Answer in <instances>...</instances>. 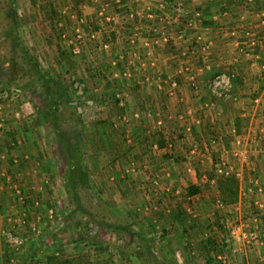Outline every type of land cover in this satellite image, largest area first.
Wrapping results in <instances>:
<instances>
[{
	"label": "crops",
	"instance_id": "0c3cea01",
	"mask_svg": "<svg viewBox=\"0 0 264 264\" xmlns=\"http://www.w3.org/2000/svg\"><path fill=\"white\" fill-rule=\"evenodd\" d=\"M124 1L126 6L116 10L117 13H115L116 16L113 20L115 27L108 29L106 33L114 31L120 37L119 45L128 43L130 32L134 30L138 32V39L133 45L129 44L128 47L122 45L118 50L123 53V59L119 61L118 67L121 70L126 69L128 72L132 69L134 78L131 80L130 75L128 80L133 81V83L128 84L123 81L117 88L127 94L125 99L127 113L137 111L140 113V118L121 127L124 144L122 143L123 148L120 151L114 150L117 140L114 141L112 133L116 132L107 127L112 114H101L98 116L99 118H95L94 115L84 116L85 121H96L91 124L90 130L86 132L89 138L98 137L100 139V146L102 147L100 152L109 153L108 158L115 162L119 161V158L125 160L124 163L116 165L115 170L106 173L110 181H115V179L117 181L123 178V175L132 174L134 184L139 185L137 184V180H139L143 183L141 186L146 183L151 186L152 180L158 176L163 184L170 186L178 183L186 185V187L184 193L179 190L181 193L178 194L180 202L178 203L183 209L182 212H180V207L178 208L173 204L165 205L164 208L161 207L164 202L161 201L163 196L160 194V197L156 198V202L158 200L162 202L161 206L158 205L159 210L155 206L152 207L153 210H149L150 215H146L142 219L146 222V228L137 225L136 232L134 231L132 234L135 237L134 243L121 248L130 250L136 247L140 251L137 254L133 253L132 257H127V262L131 260V264H209L210 258L214 257L212 263H215L220 249L222 253H227V245L226 247L222 246V242L217 240L215 236L207 238L203 232L209 228L207 227L208 223L206 224V218L216 224V220L214 219L215 222H213L214 220L211 219L214 218V213L209 215L208 212L214 205L215 209H218L217 204L221 203L217 184L220 179L226 177L217 175V167L225 164L232 168L235 173H239V176L234 174L229 176L237 180V199L233 204L225 205L227 207L224 210V218L246 220L249 222L250 228L254 226L264 227V208L262 211H258L254 205V201L257 200L264 206V194H249L246 191L251 183L264 186V83L250 81L249 76L254 74L257 76V70L252 68L254 67L252 63L243 64L241 67L232 61V56L239 55L236 45L244 43L243 40L247 41L246 37L239 34V32L242 33V28L253 30L259 27L264 34V17H261L264 15L260 11L264 8V0H251V2L247 0H183L186 2L185 5L189 7L191 16L195 10L199 11L202 16L201 22H194L191 27L186 26L184 18H176L166 8H159V4L169 2V0H152L149 2L152 12L160 15L165 14L167 18L162 24V28L168 30L171 35L169 42L161 45L146 44V39L150 36V28L156 24V20L143 18L142 20L129 21L124 16L126 9H132L133 6L144 11L145 2L141 1L134 5L131 0ZM90 4L92 5V3ZM80 5H76L74 8L80 9ZM93 5L98 6L99 4L93 3ZM87 11L93 13V9ZM224 11L226 12L225 15L223 14ZM107 13H114V10L109 9ZM185 28L190 30H185ZM95 31L96 29L94 30L96 34ZM232 31L237 32V35L232 36L230 34ZM102 33L101 36L104 39V32ZM87 34H91V31H88ZM100 34L96 37L97 39L101 38ZM207 43L210 47L208 52L203 54L201 47ZM118 45L116 44L117 47ZM260 46L255 54L258 52L264 61V42ZM181 53L187 54V58H182ZM134 55L137 57L134 58ZM225 58L227 60H224ZM91 60L93 61L92 58ZM223 61L229 62L228 67L222 65L224 64ZM183 62L188 63L194 70L199 90H192L185 74L180 73L178 78H174H177V87L174 93L169 95L167 93L169 85L165 80L172 78L171 76L176 73L179 74ZM206 62L211 67L210 70L205 69L204 63ZM102 63H100L101 66ZM97 65L98 63L89 62L90 67ZM74 66L73 62H69L65 68L72 71ZM230 69L237 72L234 83V99L231 101L223 100L218 103L210 96L207 98L203 86L210 77L209 74L215 71H229ZM168 72L173 75L168 74ZM6 87L8 88V86ZM3 94L6 96L0 95V121H6L5 127H7L10 126L9 123L13 118L7 113L8 107H10L7 105L9 94H6V90ZM254 100L258 102L256 103ZM9 101H12V97ZM72 104L76 107V102H72ZM115 107H117L116 103ZM117 110L120 109L117 107ZM116 116L115 113L113 116L115 121ZM187 128H189V132H187ZM9 130L12 129L5 128L0 132V202L3 200L7 205V208L3 207L4 209L0 206V264H37L34 260L35 252L32 253L34 254L33 257L26 256L22 250L20 254L14 252L15 255H13L11 251L15 249L9 246L4 237L5 231H12L5 225L7 220H3L4 215L9 214V210H13L15 199L21 201L23 205L28 201L24 199H29L25 196L20 200L16 194L12 195L13 198L8 196H11L9 192L11 189L15 191L16 186L21 189V195L24 193L22 184L19 182L25 177L28 179V173L25 169L29 168L30 163H25V159L29 154L30 156L33 155L24 153L22 150L24 142L21 146V142L15 141L12 137L13 132L11 133ZM127 131L132 139L131 144L128 145L124 140ZM20 134L24 137V133ZM110 137L112 141L109 140L108 142ZM93 141L95 142V139ZM192 145H196L197 148L194 154H190ZM117 146L119 145L117 144ZM91 151L88 148L89 154H92ZM179 158H181V163L175 164ZM34 159L39 160V155H36ZM92 160L90 158L89 162H93ZM93 163H91L93 168L100 167L96 162ZM175 165L180 166L181 174H173ZM82 169L87 175L88 182V172L83 167ZM12 174H18L15 177L19 182L11 181ZM250 174L251 176H249ZM24 184L28 186L26 183ZM201 184L211 186V189L207 190L206 193H200ZM191 185L199 187V192L190 196L186 194L185 190ZM212 186H215L214 200L216 201L214 204H210L212 194L208 193L210 190L212 191ZM174 193H178V191L176 190ZM155 195L153 193L147 196V199L155 197ZM184 203L188 205L184 206ZM137 210L140 212L138 208ZM130 211L133 218L136 215L139 216L138 212ZM175 212L181 214L180 222L171 220ZM25 216V220H29L32 219L30 216L33 215L30 214L28 218L27 215ZM163 218H167V222L173 224V230L169 229L172 231V235L173 232L176 233L175 227H177L176 230L183 236L179 239L178 244H170V239L163 238V235L167 234L165 228L169 224L163 225L164 228L154 225L156 222L158 224L159 220L157 219L162 221ZM254 219L255 222H253ZM162 223L164 222L162 221ZM216 229L215 226L210 228V231H213L214 234ZM157 232L159 237L153 236V233L157 234ZM207 241H213V244L209 245L206 243ZM215 250L219 251L214 252ZM224 250L226 251L224 252ZM242 250L241 253H246V251L248 254L252 253L254 259L251 257L245 263H239L238 261H231L229 258L228 264H264V244L262 246H244ZM156 253L163 255L155 257ZM116 263L119 262L116 261Z\"/></svg>",
	"mask_w": 264,
	"mask_h": 264
},
{
	"label": "rangeland",
	"instance_id": "374dc122",
	"mask_svg": "<svg viewBox=\"0 0 264 264\" xmlns=\"http://www.w3.org/2000/svg\"><path fill=\"white\" fill-rule=\"evenodd\" d=\"M174 1H182L184 4L185 11L181 18L191 20L193 14L197 10H195L191 16L189 7L185 5V1L169 0V2ZM90 3H92V5ZM72 4L73 2L71 0H0V95H5L3 94L5 90L6 94H9V97H7L8 102H5L10 106L8 107V116L10 114L13 118L9 123L10 126L7 127H5L6 121H2L0 132L5 128L12 129L9 131H11V133L13 132L12 137L15 141H20L21 146L24 142L22 148L24 153L33 154L31 156L29 154L30 157L28 156L25 159V163H30L29 168L26 166L27 169H25L28 173V179L25 177V179H20L21 181L19 182L15 177L18 174H12V177H10L11 181H18L19 184H22L24 193L18 198L22 200L26 196V198L30 200L24 199L28 201L23 205L21 201L15 199V207L12 208L13 210H9L11 214L7 213V215H4L3 220H7L5 225L15 232L13 237L16 236L22 241L15 250L11 251L12 254L14 252L20 254L22 250L24 252L23 254L26 256L33 257L34 254L32 253L35 252L36 256L34 260L37 264H48L46 260L48 257L56 259L54 264H60L66 259H70V261L75 262V264H131V260L127 262V257H132L133 253L137 254L140 251L137 250L136 247L130 250L124 248L134 243L133 239H135V237L132 236V234L137 230L135 229L137 225L146 228V222L142 219L146 217V215H150L149 210H153L152 207L155 206L157 210H159L158 205L161 206L162 202H164L161 206L163 208L165 205L170 204L181 208L178 194L181 192L184 193L186 185L175 183L169 186L170 192L165 193L160 188L155 189L152 185L151 188L147 183L141 186L143 183L142 181L139 182V180H137V184L140 186L134 184L132 174L129 176L123 175V178L117 181L116 179L115 181L109 180V176L106 173L115 170V166L124 163L125 160L119 158V161L115 162L108 158V156H110L109 153H106V151L100 152L102 148L100 146V139L98 137L89 138L86 132L90 130L91 124L96 121H85L84 116L94 115L96 116L95 118H99L98 116L101 114H112L111 120L107 123V127L112 129L111 131L116 132L112 133V137L114 141L117 140L119 146L116 144L114 150L120 151L123 148L122 126L119 124V126L115 128L117 131L113 130L114 123L117 122L113 116L116 113V118H118L120 112V110L118 111L117 107H115L113 97L116 92L120 91L126 99V92L118 90L117 87L122 84L123 81L132 84L133 81L131 80L134 76L131 69L129 72L131 80H128V78L124 80V78L121 77L115 78L111 62L117 60L120 56L119 53L121 50L118 51L119 48L122 45L128 47L129 44L123 43L118 45L120 37L117 36L114 31L112 33H106L108 29L115 27L114 23L113 21L104 23L103 18L97 14L98 8L96 9L97 6L93 5L92 0H84L80 5V9L71 7ZM49 7L55 8L58 13H66L56 25L57 28L62 30L61 42L55 40L54 32L51 30L52 25L43 15V13L50 15ZM88 9H93V13H88ZM115 13L116 11L114 10L111 16L115 17ZM50 18L51 17H49V19ZM92 23L96 24L94 40L89 39L87 34L88 31L94 34ZM11 25L15 27L12 32V35L17 38L15 45L12 44V38L10 37ZM75 29H80L85 36L81 53L77 57L73 56L67 47V40L72 38ZM102 32H104V39L103 36H101L103 34ZM99 33H101V38L97 39L96 37ZM252 33L258 38L262 37L264 39V34L259 27L254 28ZM239 34L242 33L239 32ZM109 35L110 37L113 36L112 40L109 39ZM262 38L257 41L255 46L247 48L250 57H244V59L239 57L235 65L241 66L246 63H252L254 65L252 68H256L257 70V76L256 74L249 76L251 78L250 81H261L264 83V70L260 69V67L264 65V61L258 52L256 55L259 56V59H254L253 57L256 51H258L257 48L261 47L260 45L264 42ZM104 41L111 44V49L109 51L104 52L100 49V43ZM243 42H246V40H243ZM57 45H60L66 52V58L57 54ZM236 48L238 50L237 52L242 49L240 45H236ZM23 52H27L28 56L36 61L40 66V68H38L39 73L41 70V73L46 76L48 82L55 80L60 85L65 86L67 90V97L71 104H60L58 106L57 116L59 119V131L69 135L71 138H78V141H76V160L89 175L86 186L81 187L78 183L71 195L67 192L63 175L66 168L63 145L58 143L54 127L50 124L51 121H43L37 114V108L43 105L40 95L43 78H40L39 81L33 72L30 71L28 73V71L26 72L23 70L26 66L28 67V65L24 64L25 59L23 57ZM232 57H237V55ZM224 60H227V58ZM69 62L75 64L72 71L65 68L66 64L68 65ZM89 62H95L98 63V65L90 67ZM229 62L223 61L222 63L224 64L222 65L228 67ZM100 63H102V66ZM118 64L119 62H116V69L120 68ZM21 67L22 69H20ZM232 67L234 68V66ZM81 68L83 69L81 70ZM120 71L121 68L119 72ZM170 73L171 72H168V74ZM213 73H210L209 76ZM235 73L237 75L236 71ZM10 75L14 76V80L10 81ZM178 76H180V73H176L171 77L178 78ZM75 80L86 86L85 96L82 98L75 97L72 90L71 84L72 81ZM7 81H9V83ZM6 86H8V88ZM131 91L133 92L134 90ZM130 94L132 95L131 92ZM205 96H207V98L210 96L211 99L216 101V99L212 98L207 92H205ZM10 97H12V101H9ZM250 97L252 98L253 96ZM86 100L92 103L86 105ZM72 102H76V107ZM219 102L221 101H218V103ZM77 107H80V113ZM13 111H15V113H13ZM20 133H24V137ZM93 139H95V142ZM109 140L112 141V138H108V142ZM91 143L92 145L90 146ZM88 148L92 150V154L87 152ZM103 153L106 154L103 155ZM36 155H39V160L34 159ZM90 158L100 167L93 168V164L95 163L89 162ZM181 158L177 159L175 164H180ZM173 168V174L177 175V173H180V166L175 165ZM207 172L210 173V171ZM124 176L126 177L124 178ZM249 176H251V174ZM24 183L28 186H25ZM19 184L17 183V185ZM16 188L21 192L19 186H16ZM200 189V193H206L207 190L211 189V186L201 184ZM176 190L178 193H174ZM214 190L215 186H212V191L210 190L208 192L212 194V196H210V204H214L216 201L214 200ZM9 193L11 196L9 195L8 197L12 198L16 194L12 189ZM153 193L156 194L155 197L147 199V196ZM160 194L163 196L162 198L164 201L161 200V202L158 200L156 202V198L160 197ZM187 205L188 204L184 203V206ZM0 206L2 208H7L3 200H1ZM223 206V209H215L214 205L208 212L209 215L214 213V218L211 219H215L216 224L206 218V224L208 223L207 227L209 228L203 233L207 235V238L209 236H215L217 240L222 242V246L226 247L229 238L223 221L227 218H224V210L227 206L224 204ZM130 210L134 213L138 212L139 216L136 215V217L133 218ZM182 211L183 209L181 208L180 212ZM30 214L33 216H30ZM25 215H27V218L30 216L32 219H26V221ZM154 216L157 217V215ZM157 220H159L158 224L156 222L154 225H159L161 228H164L163 225L169 224L167 218H163L162 221L164 223H162L160 219ZM215 220L213 222H215ZM93 222H100L104 226L103 234L99 236V239L89 238V235H92L95 230V223ZM113 226L122 227L124 230L113 231ZM172 226L173 224H169L168 227L165 228L167 234L163 235V238L170 239V244H178V242H180L179 239L183 238V236L176 230L177 227H175L176 233L173 232L172 235V231H169V229L173 230ZM215 226L217 229L213 234L210 228ZM220 227L222 230L219 229ZM153 236L159 237L158 232L157 234L153 233ZM243 250L241 247L239 254L230 256L231 261L245 263L251 257L254 259L253 254H248V251H246V253H241ZM218 251L219 250H215L214 252ZM225 251L226 250H224V252ZM171 253L173 252L171 251ZM220 253H222L221 249ZM161 255L163 254L156 253L154 256L161 257ZM154 256L153 258L155 259ZM226 256L228 257L227 254ZM214 258H210L211 260H209L208 263H211ZM116 261L119 263H116Z\"/></svg>",
	"mask_w": 264,
	"mask_h": 264
},
{
	"label": "built area",
	"instance_id": "2783aa9c",
	"mask_svg": "<svg viewBox=\"0 0 264 264\" xmlns=\"http://www.w3.org/2000/svg\"><path fill=\"white\" fill-rule=\"evenodd\" d=\"M133 4L137 5L141 1L145 2L146 7L144 11H140L137 7H132V9H126V13L124 16H126V19L129 21H134L136 19L142 20L145 18L146 20H156V24L150 28V36L148 39H146V44L148 45H161L166 44L170 40V33L168 30H165L162 28V24L166 20L165 14H156L152 12L150 8V1L152 0H131ZM248 2H251V0H247ZM93 3L99 4L98 12L97 14L101 16L104 20V23H110L114 20V16H111L112 13H107V10H119L126 6L124 0H92ZM160 9H167L171 15L175 16L176 18H180L185 11L184 4L182 1H174V2H165L163 4L158 5ZM226 11V10H225ZM224 11V15L226 12ZM263 12L264 15V8L260 10ZM117 13V12H116ZM260 13V12H258ZM261 14V13H260ZM259 14V16H260ZM264 17V16H261ZM202 19L201 13L199 11H196L193 14V18L191 20H186V26L191 27L194 22L200 23ZM60 25V24H59ZM242 34L244 37L247 38V41L244 43H238L242 49L239 51V55L237 57L233 58V63H236L239 59V57H250L249 52L247 51V48L255 46L257 41H259V38L252 33V30L249 28H242L241 29ZM232 36H236L237 32L232 31L230 33ZM72 38L67 40V47L70 53L73 56H79L82 50L83 42H84V34L80 29H75ZM89 39L94 40L95 39V33L94 34H88ZM138 32L134 30L133 32H130L128 35V44L133 45L136 40L138 39ZM250 37V38H249ZM146 46V45H145ZM209 43L201 47V51L203 54H206L209 49ZM100 49L104 52L109 51L111 49V44L108 42L100 43ZM122 51L119 53V57L117 60L111 62L112 70H114V77L118 78H129L130 73L122 69L120 72V69H116V62H119L122 59ZM182 58H187V54L181 53L180 54ZM137 56L134 55V58ZM254 59H259L258 55L253 56ZM205 69L210 70L211 67L206 63ZM260 69L264 70V65L260 67ZM179 73H184L187 81L190 83V87L194 91H198V84L195 79V73L191 69V67L188 65V63H182L181 68L179 69ZM236 73L234 70L229 71H217L216 73L212 74L209 79L206 81V84L203 86L205 91L209 93L213 98L216 99V101H231L234 99V83L236 79ZM166 83L169 85V89L167 90V93L169 95H172L177 87L176 79L174 78H168L165 80ZM72 90L74 92L75 97L82 98L85 96V84L75 80L72 81ZM114 102L116 103L117 107L121 110V114L116 119L114 123V128H117L120 124V126H127L131 121L136 120L140 118V113L137 111L129 112L126 111V100L123 93L116 92L113 97ZM254 102H258L257 100H254ZM86 105H90L91 102L89 100L85 101ZM79 113L81 111L80 107H77ZM2 127V121H0V128ZM187 132H189V128H187ZM126 145L131 144V136L129 132L127 131V134L124 137ZM197 148L196 145H192L190 148V154H194L196 152ZM216 173L219 176L223 177H229L231 175L239 176V173H235L232 168L229 166H226L225 164L220 165L216 168ZM152 186L154 188H160L165 193L170 192L169 185L163 184L161 182V179L156 176L152 180ZM246 191L249 194H264V186L259 185L257 183H251L247 188ZM16 197H20L21 192L15 187ZM254 205L257 208L258 211H262L264 206L262 203L258 202L257 200L254 201ZM217 207L220 209H223V204L218 203ZM255 222V219L253 220ZM223 225L227 230L228 238L227 241V253H220L216 256V262L219 264H228L230 256H235L240 253V247H249V246H262L264 243V227L262 226H254L253 228L249 227V222L246 220H233L226 218L223 221ZM14 232L12 231H5L4 237L9 244V246L13 249H15L18 245L22 243L20 238L18 239ZM228 255V257L226 256Z\"/></svg>",
	"mask_w": 264,
	"mask_h": 264
},
{
	"label": "trees",
	"instance_id": "16d2710c",
	"mask_svg": "<svg viewBox=\"0 0 264 264\" xmlns=\"http://www.w3.org/2000/svg\"><path fill=\"white\" fill-rule=\"evenodd\" d=\"M71 1L73 2L71 7H75L76 5H80L84 0H71ZM49 13L50 15H47L45 13H43V15L45 19H48V22L52 25L51 30L52 32H54L55 40L61 42L62 30H60V28H57L56 25L60 22V20L65 16L66 13H58L53 7L52 8L49 7ZM49 17L51 18L49 19ZM95 25H96L95 23H92L93 30L96 29ZM10 27H11L10 37L12 38V44L15 45L17 38L16 36L12 35V32L15 29V27L12 25ZM187 29L190 30L189 28H185V30ZM112 38L113 36L110 37L109 35V39L112 40ZM57 54L63 58L67 57L66 52L62 49L60 45L59 46L57 45ZM23 57L25 59L24 64L28 65V67L26 66L27 70L26 68L23 70H25L26 72L28 71V73L30 71L33 72L36 75V78L39 79V81L40 78L41 79L43 78L42 80L43 84L41 85L42 90L40 93L42 97L43 105L40 108H37V114L41 119H43V121H51L50 124L53 125L54 127V132L57 136V141L58 143H61V145H63V154L66 161L64 179H65L67 192L71 195L73 194L72 192L75 190V186L78 183L80 184L79 186L81 187L86 186L87 175L80 166L79 162H77L76 160V155H75L77 151L76 141H78V138L77 137L75 139L71 138L69 135H66L65 133L59 131V126H58L59 119L57 116L58 106L60 104L70 105L69 98L67 97L68 94L67 90L65 86L60 85L55 80L48 82L46 76L43 73H41V70L39 73L38 68H40V66L36 63L35 60H32L28 56L27 52H23ZM20 69H22V67ZM9 79L10 81L14 80V76L10 75ZM7 82L9 83V81ZM237 189H238V184L236 179L232 177H226L224 179H220L217 184V191L220 196V202L224 205L233 204L237 199ZM185 191L187 195L190 196L195 195L199 192V187L191 185ZM180 217L181 214L175 212L171 220H173V222H180ZM93 223H95L94 224L95 230L92 233V235H89V238L99 239V236H102L103 234L104 226L100 222L98 223L93 222ZM112 229L113 231L124 230V228L122 227L119 228L115 226H113ZM219 229L222 230L221 227ZM206 243L212 245L213 241H207ZM46 260L48 264H54L56 261V259L51 257H48ZM60 264H74V262H71L70 259H66ZM209 264H218V263L211 262Z\"/></svg>",
	"mask_w": 264,
	"mask_h": 264
}]
</instances>
